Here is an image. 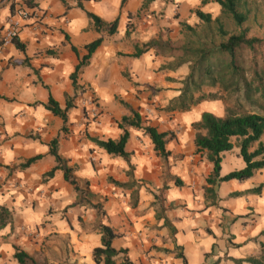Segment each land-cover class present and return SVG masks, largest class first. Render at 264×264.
<instances>
[{"label":"clouds","instance_id":"obj_1","mask_svg":"<svg viewBox=\"0 0 264 264\" xmlns=\"http://www.w3.org/2000/svg\"><path fill=\"white\" fill-rule=\"evenodd\" d=\"M109 262L264 264V0H0V264Z\"/></svg>","mask_w":264,"mask_h":264},{"label":"trees","instance_id":"obj_2","mask_svg":"<svg viewBox=\"0 0 264 264\" xmlns=\"http://www.w3.org/2000/svg\"><path fill=\"white\" fill-rule=\"evenodd\" d=\"M20 47H23V45H19ZM209 123H212L211 121H209ZM243 123H248L250 125H252V121H245ZM254 126V125H253ZM212 127H213V132L215 133V142L214 144L212 145V147L215 149V148H220V147H230L229 145H226L224 142H223V136L226 132L230 131L231 129V124L229 125H226V126H222L220 128H217L216 125L214 123H212ZM241 131H243V127L241 126L240 128ZM260 128H257V131H259ZM150 131H152L153 133V136H154V139L156 140L157 144H158V147L162 148V143H161V137L159 135L156 134L155 130L154 129H151ZM200 143H203V144H207L209 143L208 141H200ZM248 141H245V144L247 145ZM53 146H55V141L53 142ZM219 170V165H217V171ZM246 174H249V173H244V174H237V175H246ZM228 179V178H226ZM179 182V181H178ZM258 191V190H257ZM111 251V249L109 250ZM110 264V262H109Z\"/></svg>","mask_w":264,"mask_h":264},{"label":"crops","instance_id":"obj_3","mask_svg":"<svg viewBox=\"0 0 264 264\" xmlns=\"http://www.w3.org/2000/svg\"><path fill=\"white\" fill-rule=\"evenodd\" d=\"M19 46V45H18Z\"/></svg>","mask_w":264,"mask_h":264}]
</instances>
